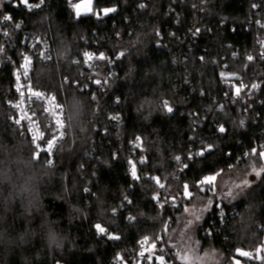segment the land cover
Listing matches in <instances>:
<instances>
[{
	"label": "trees",
	"instance_id": "16d2710c",
	"mask_svg": "<svg viewBox=\"0 0 264 264\" xmlns=\"http://www.w3.org/2000/svg\"><path fill=\"white\" fill-rule=\"evenodd\" d=\"M78 1L5 7L51 42L53 63L36 66L35 84L65 106L68 134L52 163L37 161L8 121L11 76L0 68V264H116L142 240L167 251L185 185L193 194L207 178L264 166L255 10L264 0H95L92 14L76 17ZM106 8L116 11L103 16ZM85 54L104 59L90 66ZM197 238L228 262L239 249L254 253L264 243V173L252 206L214 203Z\"/></svg>",
	"mask_w": 264,
	"mask_h": 264
},
{
	"label": "built area",
	"instance_id": "2783aa9c",
	"mask_svg": "<svg viewBox=\"0 0 264 264\" xmlns=\"http://www.w3.org/2000/svg\"><path fill=\"white\" fill-rule=\"evenodd\" d=\"M10 2L12 0L0 2V68L6 67L10 71L12 83L11 98L7 102L8 121L14 128L27 135L37 161L45 159L52 163L56 151L67 138V111L54 94L37 87L34 78L38 64L53 63L51 42L42 33L25 30L22 22L15 20L11 14L9 20H4L3 17L9 15L5 7ZM31 5L32 9L28 10L29 12L43 8L41 2ZM74 5L72 3L71 7ZM255 10L260 28L256 40L257 51L264 58V11H261L258 4ZM16 24L20 25L19 28L15 27ZM92 57L88 60L85 55V64L92 66L97 60L96 56L92 55ZM25 66H27L26 76ZM99 87L104 88L103 79ZM132 169L130 168V172ZM182 173L183 167L179 165L172 174V179L179 181ZM157 207H160V202L157 203ZM225 216L226 213L223 212L219 219L222 221ZM104 234L105 237H110L111 232L105 230ZM205 235H211V232L207 231ZM257 253L258 258L251 259L250 264H264V243L258 246ZM159 258H162L163 262L159 261ZM175 258H179L177 249L158 252L142 240L137 254L122 257L116 264H173L172 260Z\"/></svg>",
	"mask_w": 264,
	"mask_h": 264
},
{
	"label": "rangeland",
	"instance_id": "374dc122",
	"mask_svg": "<svg viewBox=\"0 0 264 264\" xmlns=\"http://www.w3.org/2000/svg\"><path fill=\"white\" fill-rule=\"evenodd\" d=\"M94 3L95 0H79L75 3L76 6L82 8L79 17L92 14ZM86 8L91 10L86 12ZM74 11L77 17V11L75 9ZM261 156L264 162V151ZM260 164L252 161L245 167L234 168L207 178L196 188L193 194L186 190L183 201L186 205L183 207V211L172 231L173 234L168 242V249H177L179 258L185 264H243L242 259L258 258V247L254 253L239 249L236 252L237 256L232 257L228 262L220 250L214 247L203 249L198 241L197 234L214 203L217 202V205L220 206L223 203L235 205L247 201L252 206L264 173V166ZM257 172L260 175H257ZM188 199L191 200L188 201ZM34 202L37 203L35 200ZM37 207V209H40L38 204ZM159 261L163 262L162 258H159Z\"/></svg>",
	"mask_w": 264,
	"mask_h": 264
},
{
	"label": "snow or ice",
	"instance_id": "6c2138e0",
	"mask_svg": "<svg viewBox=\"0 0 264 264\" xmlns=\"http://www.w3.org/2000/svg\"><path fill=\"white\" fill-rule=\"evenodd\" d=\"M21 3H22L23 5H25L26 8H27L28 10H31V9H32V5L28 3V0H21ZM140 7H144V5L141 4ZM74 9L77 11V17H79V16L81 15V9H82V8H79L78 6L74 5ZM90 10H91L90 8H86V9H85L86 12H87V11H90ZM115 11H116V8H106V9H103V12H104L105 15H107L108 13L115 12ZM10 18H11L10 14H9V15H5V16L3 17L4 20H9ZM19 26H20L19 24H16V25H15L16 28H19ZM197 31H199V30H197ZM85 55H86V57H87L88 60H91V59L93 58L91 54H85ZM121 55H122V53H121ZM97 59H104V57H103V55L101 54L99 57H97ZM248 59L251 60L252 57L249 56ZM24 75H25V76L27 75V66H25V73H24ZM17 79H19V76L17 77ZM97 83H99V81H97ZM252 87H253V88H256V87H258V85H255V84H254ZM236 92H237V95H238L239 92H240V88H237V89H236ZM165 107H166V109H167L168 112H172V111H173V109H172L171 107L168 106L167 102H165ZM222 107H223V106H221V110H222ZM113 119H119V117H113ZM16 123H19V121H16ZM241 124H243V121H241ZM218 130H219L221 133L225 131V129H224L223 127H220ZM139 140H140V138L137 137V141H139ZM137 147H139V144H137ZM211 147H212L211 145H208V146H207V149H205V151L211 149ZM48 150H49V149H48ZM203 154H204L203 151L197 153V155H203ZM176 159L179 161V160H180V157H177ZM185 167H186V166H185ZM256 174H257V175H260L259 172H257ZM131 176H132L133 178L137 179V173H136V170H135L134 167H133V169L131 170ZM163 186H164V185H162V184L160 185V187H163ZM185 189L187 190V185H185ZM153 199H156V197H153ZM161 206H163V205H161ZM96 227H97L101 232L104 231V229H103L100 225H97ZM110 238H116V239H118V237H110Z\"/></svg>",
	"mask_w": 264,
	"mask_h": 264
}]
</instances>
